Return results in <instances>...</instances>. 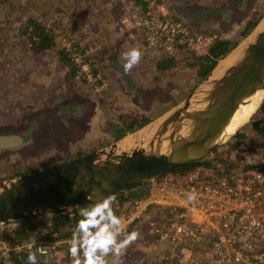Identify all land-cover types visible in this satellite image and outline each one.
Wrapping results in <instances>:
<instances>
[{
  "label": "rangeland",
  "instance_id": "rangeland-1",
  "mask_svg": "<svg viewBox=\"0 0 264 264\" xmlns=\"http://www.w3.org/2000/svg\"><path fill=\"white\" fill-rule=\"evenodd\" d=\"M1 1L0 21L7 14L2 8ZM13 1L19 5L17 14L8 19V22L4 21L3 27L10 21L8 29H16L18 18L24 20L25 17L35 14L39 17L41 15L43 21L46 19L40 11V5L50 0ZM59 1L60 6L64 5L65 9H70V2L67 1L65 5L66 0ZM165 4L175 16L189 19L187 22L190 27L202 32L213 30L219 36L224 35L230 38H239V33L246 22L245 17L257 12L264 13V0H215V2L214 0H165ZM202 4H207L210 10L207 9L208 22L201 28L193 25L196 19L191 21L185 11L196 6L200 7ZM221 6H224L221 14L219 12L221 17L215 19V15H211V10L213 8L220 10ZM51 7L54 9V3ZM94 12L92 11V15ZM54 17H49L48 21L45 20V24L49 26L57 24V22H50ZM58 18L59 20L56 21L62 23L61 18L59 16ZM82 18L88 19L89 16L84 15ZM95 20L98 27V18ZM218 20L220 23L217 28L208 26L211 22L215 24ZM87 24L92 25L93 21L86 22L84 25ZM94 37H100L99 33ZM135 39L142 45L137 44L140 45L138 49L140 58L126 72L123 66L126 63L125 54L130 51L126 48L129 44L125 42L124 46L118 49L117 41H109L105 54L101 58L105 59L104 63L108 65L107 74L104 76L106 86L102 90H97L76 78L67 81L65 65L59 60L56 49L40 57L28 55L21 47V43L9 49V56L0 60V135L21 136L22 133L26 135L23 144L0 150V178L17 175L16 171L24 173L50 166L107 145L114 140L112 127L117 123L123 124L124 120H119L120 114L142 113L155 118L176 104L201 80L196 75V70L189 66L190 61L186 57H180L169 72L159 71L155 65L157 57L145 48L140 36L134 37L133 40ZM81 40L86 41V38ZM57 59L60 62H57ZM123 76L131 79H126L125 82ZM145 92L156 95H150L147 98ZM139 94L142 95L139 96ZM247 133V139L236 148L230 145L231 139H229L208 159L214 155H222L231 160L237 169L258 164L262 166L260 170L264 171L262 138L251 129H248ZM43 216L46 219L50 213L45 212L41 214V217ZM14 224L16 225L14 222L0 225V241L5 242L9 249L12 248L9 235ZM153 238L156 242H162ZM198 247L201 248L200 254L205 252L207 257L206 245L201 244L196 248ZM125 249L127 251V246ZM183 251L185 254L182 258L183 263L207 264V261L197 258L196 253L193 256L191 252H187L188 249ZM67 253V251L59 252L57 256L64 257L63 260L68 264ZM94 254L99 257L97 252ZM8 257L5 259L7 263H10ZM157 257L158 254L154 256L156 259ZM127 263L129 259L126 257L123 264Z\"/></svg>",
  "mask_w": 264,
  "mask_h": 264
},
{
  "label": "water",
  "instance_id": "water-1",
  "mask_svg": "<svg viewBox=\"0 0 264 264\" xmlns=\"http://www.w3.org/2000/svg\"><path fill=\"white\" fill-rule=\"evenodd\" d=\"M201 14L190 12L195 19H201ZM245 105L254 107L228 132ZM263 105L264 13L183 98L145 125L80 156L0 178V223L98 203L145 185L171 168L208 159ZM128 138L130 143H126ZM21 141L20 135H0V146Z\"/></svg>",
  "mask_w": 264,
  "mask_h": 264
},
{
  "label": "built area",
  "instance_id": "built-area-1",
  "mask_svg": "<svg viewBox=\"0 0 264 264\" xmlns=\"http://www.w3.org/2000/svg\"><path fill=\"white\" fill-rule=\"evenodd\" d=\"M118 25L131 39L140 36L145 48L155 57H203L210 53L219 35L196 30L182 16H175L165 0H154L144 8L136 4L127 10ZM77 42H64L68 57L76 67V79L97 90L106 86L101 71L94 72L90 58L96 47L79 49ZM198 163L185 173L165 171L148 181L141 195L111 197L114 216L121 220L122 232L128 233L134 223L147 221L153 209H169L170 216L157 214L150 233L162 242L188 246V251L201 244L208 248L207 264H264V171L252 167L225 169ZM73 215V206L63 209ZM112 215V216H113ZM112 216L93 219L82 229H75L65 239L31 238L18 242L16 251L57 253L67 242H90L101 229L120 228ZM110 226V227H106ZM1 233V232H0ZM1 240V239H0ZM7 244L0 241V252L8 257ZM99 248L93 252H99Z\"/></svg>",
  "mask_w": 264,
  "mask_h": 264
},
{
  "label": "trees",
  "instance_id": "trees-1",
  "mask_svg": "<svg viewBox=\"0 0 264 264\" xmlns=\"http://www.w3.org/2000/svg\"><path fill=\"white\" fill-rule=\"evenodd\" d=\"M67 1L68 3L70 1H73V4L70 5L71 7L69 10L65 9L64 5L60 6L59 0H50V2H48L49 4L44 1V3L40 5L41 10L39 7V10L41 11V13L44 14L46 18L45 20L48 21L50 19L49 17L55 16L53 19L51 18L50 22H57V24L54 23L52 24V26H49L45 24V20H42L40 14V17L35 14L34 16L30 15L25 17L24 20H20V18H18L17 28L8 29L10 21L8 25L6 24L4 27L3 22H8V19H10L13 15L15 16V14H17L16 11H18L19 5H17V3L15 4L13 0H2V8L6 10L5 12H7V14L4 16V19L0 21V60L8 57L10 54L9 49L17 47V44L19 43H21V47L26 50L27 54L31 57H40L56 49L60 57L59 60L65 65L66 80L69 81L76 77L77 70L73 61L68 57V51L65 48L64 42L73 41V43L77 42L76 44L78 45L82 53H85L86 51L84 47L92 46L97 48L98 46L97 50H94L92 53V56L90 58V66L94 72L101 71L105 76L107 74L106 68L108 67V65L104 63L105 59L101 58L103 57V55L105 54V50L107 49L105 47V44L109 45L107 40L112 42L113 38H111L107 34H104L105 37L101 39H106V43H103L102 41H100L101 39L97 40L94 37V35L96 36V34L99 33V30H97V21L95 20V15L98 16V13L96 11L100 10L98 9V7H101L103 1L66 0L65 5ZM150 2H152V0H134L129 7L125 8L123 13L134 7L136 4H142L144 8L147 9L148 4ZM53 3L54 9H52L51 7L53 6ZM109 8V6L104 8V11H109ZM51 11L53 12L51 13ZM92 11H95L96 13L94 12V15H92ZM46 12L48 13L45 14ZM106 14L108 15V13ZM67 15L69 16L68 18L66 17ZM84 15H88L89 18H82V16ZM58 16L61 18L62 23L56 21L59 20ZM262 16L263 12H257L252 16L248 15L247 17H245L244 19H246V22L243 26V29L239 33V38H230L225 37L224 35L219 36V38L215 41L214 45L212 46L208 55L203 57H186L190 61L189 66L196 70V75L200 79L204 78L217 64L219 59H221L228 52H230L238 44L241 38L249 34V32L257 25ZM80 17L82 19H80ZM109 17L113 18L112 16ZM92 21L93 26L90 24L84 25L86 24V22ZM93 27L95 28L92 30ZM205 33L207 32L205 31ZM82 38H86V41H82ZM178 59L180 58L177 56H172L164 59L157 58L155 65L159 71L169 72L176 65ZM59 60L57 59L56 61L58 62ZM144 94L147 98L150 97V95H156L154 93L149 94L148 92H145ZM141 95L139 94V96ZM263 116L264 105L260 108L258 113L255 114L253 120L249 124H247L246 127L238 131L237 134L233 137V139H231L230 145L235 148L240 145V143L242 141H245L248 137L247 130L251 129L262 138L263 142H261V144H263L262 146L264 147ZM151 118L152 117L150 115L148 116L147 114L145 115L142 113L120 114L119 120L124 121L122 125L117 123L115 126L112 127V135L114 140L121 138L128 132L140 128L141 126L148 123ZM216 152L217 149L214 150L212 153ZM80 155L82 154H79L77 156ZM217 162L222 163L225 166V169H230L232 167L235 168L234 163L228 158L223 157L222 155H214L209 159H204L202 161L191 163L188 165L177 166L167 171L185 173L191 170L198 163L216 166L215 164ZM245 167H252L253 169L256 168L260 170L262 166L258 164H250L249 166ZM20 173L22 172L16 171L15 174ZM143 186L146 187V185L138 186L134 189L123 191L118 195H128L130 197H137L141 195L142 191L144 190L145 187ZM95 204L96 203L74 205L72 210V216L70 215V213L64 212V210L62 209H52L47 211L50 213V216L46 219L44 216L41 217V215H38L32 218L17 221L16 225L11 228V233L9 235L10 243L12 245V248L8 252V258L10 263H7L5 257H3L0 252V264H29L27 257L30 253L35 256L36 264H67L63 260L64 257L58 258L57 256L59 252L63 251L68 252V264H84L86 262L85 257L87 256L88 249L84 242H67L59 248L57 253L49 252L46 254H38L36 251L19 252L13 248V245L17 244L18 242L29 241L31 238L47 240L65 239L69 237L71 235L70 232L74 231L75 229H82L85 223L89 221V219H106L114 214L111 202L108 208L101 209L100 212H97L90 217L89 212ZM153 210L155 213L163 214L165 217L170 216L169 209L157 208ZM109 212L111 214H109ZM70 248L76 249L75 257L70 254ZM72 257L73 260H71ZM99 258L100 260L102 259L101 255H99ZM154 264H179V262L174 257L170 258L163 256L157 257V259L155 258Z\"/></svg>",
  "mask_w": 264,
  "mask_h": 264
},
{
  "label": "crops",
  "instance_id": "crops-1",
  "mask_svg": "<svg viewBox=\"0 0 264 264\" xmlns=\"http://www.w3.org/2000/svg\"><path fill=\"white\" fill-rule=\"evenodd\" d=\"M101 1H103V3L101 7H98V9H100L99 10L100 12H97L98 16L95 15V17L98 18L99 24H98L97 30H99V35H100V37H96V38L101 39L105 37L104 34H107L111 38H113L114 41L112 42L117 41L116 46L118 45V49L120 48V46L122 45L124 46V43L126 42L129 44V45H126L127 49H130V50L137 49L138 50L141 45L140 41L136 39L135 40L131 39L129 34L127 35L122 34L118 27L119 23L121 22L120 19L122 18L124 14L123 12L125 8L129 7L133 3L134 0H101ZM71 4H73V1H70V5ZM108 6L110 7L109 11H104L103 9ZM201 7H206L207 9H209V6L207 4H202ZM223 8L224 6H221L220 10L213 8L211 10V15L212 14L215 15V19H219L221 17L220 14ZM195 9H199V8H195ZM201 9H204V8H201ZM194 11L197 12V10H194ZM230 11H232V9ZM105 12L108 13V15ZM109 16H112L113 18H110ZM205 17H206V14H205ZM193 18H190V20L192 21ZM194 21L195 22L193 23V25L194 26L196 25L201 28L206 23L205 18L203 21H200V22L197 19ZM219 23L220 21L218 20L215 24L211 22L208 26L212 28L213 27L217 28V26H219ZM100 41H102L103 43H106V39H101ZM107 42L109 43L108 40ZM137 44H140V45H137ZM105 47L107 48L108 45L105 44ZM122 48L123 47H121V49ZM126 48L124 49L125 51H126ZM124 78H125V82H126V79H131L129 77L127 78L124 77ZM156 219H157V213L152 211V213L149 214V219L147 221H141L139 223H134L130 231L124 234L119 239V240H123L128 234L133 233V232L136 233L135 239L129 241L125 245L127 246V251L125 249V246L122 248V250L120 251L118 255L112 252L103 253L101 252V250H99L98 254L100 253L99 255H101L102 257V259L100 260L101 264H123L124 258L126 257L129 259V263L127 264H154V260H155L154 256L157 254H158V257L160 256H168L170 258L174 257L178 260L179 264H185L182 262V258L185 256L183 250L186 251L188 246L175 245L169 242L154 241V238H153L154 236L150 233L149 227ZM151 235L153 237H151ZM196 247L192 248L191 254L194 256L196 253L197 258H199L202 261L208 262L210 253L206 257L205 252L203 254H200L201 248L199 247L196 248ZM195 248H196V251H195ZM152 258L153 260H151ZM84 264H86V262Z\"/></svg>",
  "mask_w": 264,
  "mask_h": 264
},
{
  "label": "clouds",
  "instance_id": "clouds-1",
  "mask_svg": "<svg viewBox=\"0 0 264 264\" xmlns=\"http://www.w3.org/2000/svg\"><path fill=\"white\" fill-rule=\"evenodd\" d=\"M126 55V63L124 64V71H128L134 64H136L140 58V52L137 49H132ZM120 194V193H119ZM111 197H105L102 201L96 203L92 209L89 212V216H93L95 213L100 212L101 209L108 208L111 204ZM63 210V209H62ZM109 214H111L109 212ZM112 219L115 223L120 224L121 226V220L117 216H112ZM16 223L17 221H10L7 223H0V225L3 224H12ZM88 223H95L94 220L89 219ZM15 225V224H14ZM13 225V226H14ZM12 226V227H13ZM110 227V226H106ZM122 232V226L118 229H113L111 231H106L104 229H101L100 232L96 234L93 241L90 242V246L87 249V256L85 257L86 264H101L100 258L96 256L93 252V249L99 248L101 252L108 253L112 252L114 254H119L122 248L131 240L135 239L136 233H130L128 234L123 240H118L117 233L121 234ZM70 254L75 257L76 256V249L70 248L69 249ZM29 264H36V258L33 254H29L28 257Z\"/></svg>",
  "mask_w": 264,
  "mask_h": 264
},
{
  "label": "bare ground",
  "instance_id": "bare-ground-1",
  "mask_svg": "<svg viewBox=\"0 0 264 264\" xmlns=\"http://www.w3.org/2000/svg\"><path fill=\"white\" fill-rule=\"evenodd\" d=\"M234 55L236 54V51L233 53ZM254 105H245L242 106L240 110L237 111L236 115L234 116L233 121L231 124L228 126L227 131L232 132L233 128L239 123V121L244 118L252 109ZM126 143H130V139L128 138L126 140Z\"/></svg>",
  "mask_w": 264,
  "mask_h": 264
},
{
  "label": "flooded vegetation",
  "instance_id": "flooded-vegetation-1",
  "mask_svg": "<svg viewBox=\"0 0 264 264\" xmlns=\"http://www.w3.org/2000/svg\"><path fill=\"white\" fill-rule=\"evenodd\" d=\"M195 8H199V9H195ZM201 8H204V9H201ZM194 10H197V12H202V16H201V19H197V20H199V22L200 21H203L204 20V18H205V22H208V20H207V15H208V13H207V8L206 7H199V6H196V7H194V8H192V9H190V10H186L185 11V13H187L186 15H188V18H193L191 15H190V12H196V11H194ZM205 14H206V17H205ZM193 19H195V18H193ZM125 76H123V78H124ZM125 79V78H124ZM25 135H26V133H22L21 134V137H22V141L19 143V144H17V145H14V146H0V150H3V149H7V148H11V147H16V146H19V145H21V144H23V142H24V137H25ZM46 167V166H45ZM39 169V168H38ZM36 170V169H35ZM190 171V170H189Z\"/></svg>",
  "mask_w": 264,
  "mask_h": 264
}]
</instances>
